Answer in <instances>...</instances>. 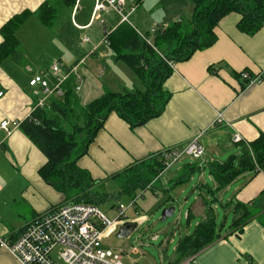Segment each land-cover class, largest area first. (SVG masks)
Here are the masks:
<instances>
[{"label":"crops","instance_id":"0c3cea01","mask_svg":"<svg viewBox=\"0 0 264 264\" xmlns=\"http://www.w3.org/2000/svg\"><path fill=\"white\" fill-rule=\"evenodd\" d=\"M44 3L56 11L51 25L43 23L38 16ZM95 4L96 0H0V44L3 41L2 26L13 16L29 12L16 31L19 56L0 61V85L5 91L0 100V121L5 118L23 121L34 111L42 94L36 93L40 88L31 86L30 80L34 75L46 72L48 81L53 84L52 67L56 62L64 74L76 77V91L82 105L101 97L107 90L120 92L123 87L144 90L136 73L125 62L116 59L106 37L123 23L121 16L108 9L101 13L103 22L94 19ZM135 4L128 0L127 8L131 9ZM192 13L193 4L189 0H143L131 13L128 23L137 31L152 32L153 27L171 26L165 19L190 18ZM240 19L241 14L237 12L222 18L216 28L218 39L214 45L196 51L187 61L175 63L172 74L164 82V89L171 97L160 116L132 127L117 113H111L88 153L78 160L79 167L87 170L96 181L118 180L116 175L136 162L152 159L172 148H181L200 135L205 147L203 158L196 161L189 158L190 162L183 158L159 179L169 174L159 184V188L166 191L168 186L179 190L190 180L196 195L207 188L208 192L202 191L192 206L186 212L184 210L187 228L181 235L191 234L205 219L208 206H211L220 237L197 253L193 264L264 263V171H246L216 194L212 190L217 187V182L209 171L213 162L221 163L231 156L239 158L242 155L244 142L235 143L234 133H240L246 142L264 134V25L250 35L238 28ZM152 21H163L164 24L160 26L155 22L147 31L140 28ZM85 37L90 40L84 41ZM243 71L260 75L263 81L248 84L239 76ZM63 96L52 95L45 107L50 108L53 99ZM217 111L223 112L225 121L214 126ZM227 154L228 157L223 158ZM46 161L45 154L20 126L9 135L0 131L2 236L21 231L50 207L69 201L40 175L39 169ZM189 165L199 168L192 170L187 182L175 185ZM196 171L200 172L199 177ZM236 203L254 209L255 212L250 210L253 218L241 231H233V220L223 233L218 228V209L222 207L226 213H233L235 219ZM158 238L157 234L152 236L153 240ZM127 241L120 240L124 249L120 244L114 248L122 253L125 263L136 261L139 264L138 259L133 258H140L139 249L134 245L126 247ZM177 258L178 255L170 264H180L182 261L177 263ZM0 264L21 263L7 249L0 247Z\"/></svg>","mask_w":264,"mask_h":264},{"label":"trees","instance_id":"16d2710c","mask_svg":"<svg viewBox=\"0 0 264 264\" xmlns=\"http://www.w3.org/2000/svg\"><path fill=\"white\" fill-rule=\"evenodd\" d=\"M189 1L193 4L192 16L180 18L167 28H157L153 33L145 32L143 37L130 23L124 21L106 36L116 59L125 62L136 73L144 90L127 87H123L120 92L107 90L101 97L82 105L76 91V77L71 75L62 85V99H53L50 108H37L20 121L19 126L47 158L39 169L40 175L56 190L66 193L67 200L101 205L110 198L119 199L124 194L133 197L139 190L155 189L154 183L165 168L163 153L136 162L117 174L116 178L121 185V191L117 194L94 192L96 180L87 170L79 167L78 160L88 153L89 146L111 113H117L132 127L160 116L171 97L170 92L164 89V82L173 72L169 62L187 61L196 51L214 45L218 39L216 28L222 18L232 12L241 14L238 28L250 35L264 25V0ZM142 2L135 0L136 5ZM55 14V8L47 3L42 4L38 10V16L47 25L53 23ZM28 15L29 12L17 14L2 26L0 61L10 56H19L16 31ZM242 73L239 76L242 77ZM62 119L66 124H63ZM248 144H242L243 153L239 158L231 156L221 163L213 162L209 165V171L217 182L213 193L224 189L246 171H264V134L261 133ZM196 168L199 166L189 165L186 173L174 184L187 182L192 170ZM72 189L76 192L70 196L67 192ZM234 207L236 215L232 224L233 231H241L253 215L245 204L236 203ZM219 237L215 213L208 206L205 219L191 234L179 240L177 263L195 256Z\"/></svg>","mask_w":264,"mask_h":264},{"label":"built area","instance_id":"2783aa9c","mask_svg":"<svg viewBox=\"0 0 264 264\" xmlns=\"http://www.w3.org/2000/svg\"><path fill=\"white\" fill-rule=\"evenodd\" d=\"M127 1L96 0L93 18L103 22L101 13L113 9L118 12L123 22H129V17L137 5L128 9ZM156 30L157 27H153L151 31ZM138 32L145 37L144 32L139 30ZM83 40L89 41L90 38L85 37ZM169 64L174 67V62L171 61ZM52 72L55 77L53 84L48 81L46 72H40L30 80L31 86L40 88L36 93L42 94L34 110L45 107L52 95H64L62 85L68 74L63 73L58 62L53 65ZM242 78L248 84L263 81L262 76L250 75L249 71H244ZM4 95L5 91L0 85V100ZM224 121L223 112L217 111L214 126L223 124ZM19 125L20 121L5 118L0 121V131H5L6 135H9ZM233 141L249 145L238 132L233 134ZM204 154L205 147L198 135L181 148L163 152L165 165L163 172L183 158L201 160ZM116 211L117 216L110 218L97 204L74 201L60 203L38 215L21 231L11 236L0 234V247L7 249L21 264H127L122 253L112 247L107 240L115 234L118 236L122 224L134 222L137 228L143 225L148 217L141 213L137 197L128 203H119ZM193 261L194 256H190L180 264H193ZM129 264L137 262L131 261Z\"/></svg>","mask_w":264,"mask_h":264},{"label":"rangeland","instance_id":"374dc122","mask_svg":"<svg viewBox=\"0 0 264 264\" xmlns=\"http://www.w3.org/2000/svg\"><path fill=\"white\" fill-rule=\"evenodd\" d=\"M178 19L179 18L173 19V21L172 19L165 20H168L169 24H172ZM155 22L156 21H152L150 24L147 23V25L144 26L140 25V28H142L144 31H147L146 29L150 30L151 26L154 25ZM156 24L163 26L164 23L163 21H160L156 22ZM175 63L177 62H174V65ZM228 155L229 154L225 155L223 158L226 159ZM185 159L186 162H190L189 158ZM163 173L158 176V180L161 178ZM183 173H186V171L182 172L180 176ZM195 174L197 177H199L200 172L196 171ZM168 175L169 174L166 176ZM165 177H162L161 180H163ZM161 180L158 181V184H155V189L139 190L133 197L124 194L119 199L110 198L108 201L100 205L101 209L110 218H114L117 216L116 210L119 203H128L132 198H138V204L141 213L148 217V220L143 225L137 227L136 230L129 237H127V239L119 238L115 234L107 241L112 247L117 249V244H120L121 246L120 240L127 241L129 239V242L127 241L128 243L126 244V247H132V245H134L139 249L140 258H138V256L133 257L138 259L139 264H170V262L177 257L176 246L178 245L181 237L184 236L181 234H185L184 232L187 228V218L185 217V212L192 206L196 196H199L202 191L205 193L208 192L207 188H204L203 190L198 191V195L193 193L194 184L191 182V180L185 183L181 188H179V190L170 188L171 186L167 187V191L166 189L162 190L159 188ZM120 186L121 185L118 180L110 178L106 181L97 180L93 190L96 193L117 194L121 190ZM75 192L76 191L72 189L67 193L68 195L72 196L75 194ZM62 194L64 196L67 195L63 192ZM172 206L176 207L174 215L163 221V211L166 208ZM250 210L251 212H255L252 208ZM217 217L219 225L218 228L219 230H222L223 233H225L234 220L233 213L228 214L224 208L220 207L218 209ZM156 234L159 236V238L153 240L152 236ZM121 247L122 249L125 248L124 245Z\"/></svg>","mask_w":264,"mask_h":264},{"label":"water","instance_id":"95a60500","mask_svg":"<svg viewBox=\"0 0 264 264\" xmlns=\"http://www.w3.org/2000/svg\"><path fill=\"white\" fill-rule=\"evenodd\" d=\"M176 210L175 206L166 208L162 213V220H166L168 217H171L174 215ZM137 224L134 222H126L122 224L118 231V237L119 238H126L130 236L135 230H136Z\"/></svg>","mask_w":264,"mask_h":264}]
</instances>
